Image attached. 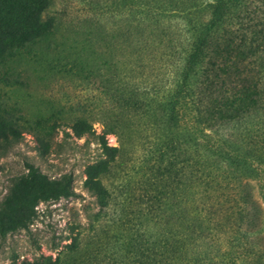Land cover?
Returning a JSON list of instances; mask_svg holds the SVG:
<instances>
[{
	"label": "trees",
	"instance_id": "16d2710c",
	"mask_svg": "<svg viewBox=\"0 0 264 264\" xmlns=\"http://www.w3.org/2000/svg\"><path fill=\"white\" fill-rule=\"evenodd\" d=\"M5 1L12 5L13 21L0 22V59L27 51L38 62L42 43L54 55L58 22L43 18L52 0ZM130 2L135 12L130 20L109 38L104 33L93 41L88 32L81 50H66L60 64L66 73L75 69L91 78L104 96L94 119L101 134L82 115L85 106L65 122L74 136L101 141L104 157L88 167L84 181L99 204L90 223L110 207L112 192L103 175L125 143L144 139L151 147L145 171L157 178L149 205L157 204V232L144 240L145 263L205 264L209 257L194 251L192 257L190 248L206 243L212 230L251 234L261 216L251 181L264 174V0ZM171 16L179 21L177 34ZM107 134L118 136L120 146L108 145ZM27 167L0 212V228L20 224L14 217L30 201L74 193L69 175L50 179Z\"/></svg>",
	"mask_w": 264,
	"mask_h": 264
},
{
	"label": "rangeland",
	"instance_id": "374dc122",
	"mask_svg": "<svg viewBox=\"0 0 264 264\" xmlns=\"http://www.w3.org/2000/svg\"><path fill=\"white\" fill-rule=\"evenodd\" d=\"M129 6L130 0H52L43 18L58 22L55 54L46 53L42 43L36 48L42 56L38 62L27 51L0 59V212L28 173L27 164L50 179L69 175L74 192L69 197L30 201L14 217L20 224L0 228V264H146L144 240L157 232V204L149 206L150 197L157 195V178L145 171L144 161L151 147L144 139L135 146L125 143L102 177L112 192L110 207L91 224L99 204L84 181L88 167L104 157L101 141L92 135L74 136L65 122L80 116L85 106L82 115L93 120V129L101 134L102 126L94 119L104 96L91 78L83 79L75 69L66 73L60 65L66 50H81L88 32L94 33L89 36L93 41L104 33L109 38L117 25L130 20L134 9ZM11 12L12 5L0 0V22H12ZM170 20L177 34L179 21L172 16ZM105 140L120 146L114 134H107ZM251 183L261 207L251 234L212 230L206 243L190 248L189 255L194 257V251L209 257L205 264H264V174ZM4 220L8 221L7 214ZM73 237L77 242L68 247ZM253 257L257 261H250Z\"/></svg>",
	"mask_w": 264,
	"mask_h": 264
}]
</instances>
